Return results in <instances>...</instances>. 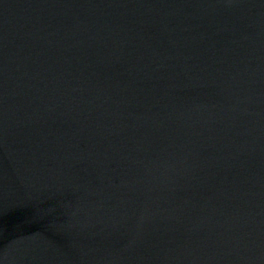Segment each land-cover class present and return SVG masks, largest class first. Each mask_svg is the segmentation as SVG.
<instances>
[{
	"label": "water",
	"instance_id": "1",
	"mask_svg": "<svg viewBox=\"0 0 264 264\" xmlns=\"http://www.w3.org/2000/svg\"><path fill=\"white\" fill-rule=\"evenodd\" d=\"M0 264H264V0H0Z\"/></svg>",
	"mask_w": 264,
	"mask_h": 264
}]
</instances>
